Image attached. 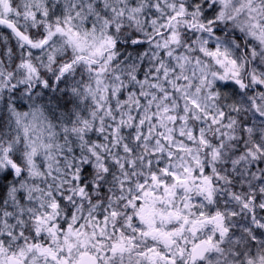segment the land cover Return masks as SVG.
I'll return each instance as SVG.
<instances>
[{
	"label": "clouds",
	"instance_id": "clouds-1",
	"mask_svg": "<svg viewBox=\"0 0 264 264\" xmlns=\"http://www.w3.org/2000/svg\"><path fill=\"white\" fill-rule=\"evenodd\" d=\"M0 264H264V0H0Z\"/></svg>",
	"mask_w": 264,
	"mask_h": 264
}]
</instances>
